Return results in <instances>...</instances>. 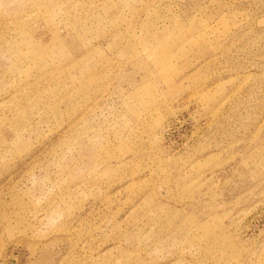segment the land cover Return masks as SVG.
Returning <instances> with one entry per match:
<instances>
[{
  "label": "rangeland",
  "instance_id": "rangeland-1",
  "mask_svg": "<svg viewBox=\"0 0 264 264\" xmlns=\"http://www.w3.org/2000/svg\"><path fill=\"white\" fill-rule=\"evenodd\" d=\"M0 264H264V0H0Z\"/></svg>",
  "mask_w": 264,
  "mask_h": 264
}]
</instances>
